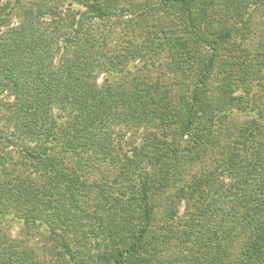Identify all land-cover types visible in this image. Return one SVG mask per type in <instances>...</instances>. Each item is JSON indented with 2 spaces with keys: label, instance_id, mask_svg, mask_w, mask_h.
Instances as JSON below:
<instances>
[{
  "label": "trees",
  "instance_id": "obj_1",
  "mask_svg": "<svg viewBox=\"0 0 264 264\" xmlns=\"http://www.w3.org/2000/svg\"><path fill=\"white\" fill-rule=\"evenodd\" d=\"M0 264H264V0H0Z\"/></svg>",
  "mask_w": 264,
  "mask_h": 264
},
{
  "label": "rangeland",
  "instance_id": "obj_2",
  "mask_svg": "<svg viewBox=\"0 0 264 264\" xmlns=\"http://www.w3.org/2000/svg\"><path fill=\"white\" fill-rule=\"evenodd\" d=\"M253 15H255V13H253ZM253 21L255 22V16H254V18H253ZM100 29H103V28L100 27ZM102 35H106V34L103 33ZM108 37H109V39H113V40H114V38H112V37H110V36H108ZM113 40H111V43H112V44L114 43ZM101 82H102V80L100 79V80L98 81V83H101ZM140 131H142V130H140ZM157 214H158V216H160V214H161L160 211H158ZM18 228H19V227H18ZM18 228H15V229L13 230L14 233H17V231H18L17 229H18ZM37 239H39V238H38V237L33 238V241H35V242H33V243L37 244V246L40 247V246H41L40 241H38ZM40 248L42 249V247H40Z\"/></svg>",
  "mask_w": 264,
  "mask_h": 264
}]
</instances>
